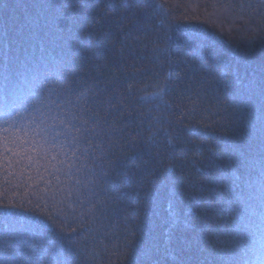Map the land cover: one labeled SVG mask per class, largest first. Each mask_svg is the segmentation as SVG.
Segmentation results:
<instances>
[{
  "label": "trees",
  "instance_id": "16d2710c",
  "mask_svg": "<svg viewBox=\"0 0 264 264\" xmlns=\"http://www.w3.org/2000/svg\"><path fill=\"white\" fill-rule=\"evenodd\" d=\"M13 93L76 137L0 169L23 264H264V0H0Z\"/></svg>",
  "mask_w": 264,
  "mask_h": 264
},
{
  "label": "snow or ice",
  "instance_id": "6c2138e0",
  "mask_svg": "<svg viewBox=\"0 0 264 264\" xmlns=\"http://www.w3.org/2000/svg\"><path fill=\"white\" fill-rule=\"evenodd\" d=\"M161 93L163 88H161ZM40 94L37 93V96ZM48 97L44 96L40 100V104H47ZM57 108L62 107L58 100L52 101ZM35 98L27 95L13 93L10 98L0 97V169L7 171L8 176H15L14 169L23 161L27 160L26 167H31L33 164L39 165L47 169L52 165V161L57 159V155H50L54 150L59 149L63 153V148L69 138L75 140L76 137L72 134L71 129L67 125H71V121L60 120L59 124L49 123V120H56L58 117L52 115V112H45L41 107L36 106ZM35 108V113L30 109ZM28 111L30 122L22 123L20 119L21 111ZM72 127H75L72 125ZM79 131V130H78ZM61 137H64L62 140ZM43 160L44 164H40ZM64 163L63 160L60 161ZM70 167V166H69ZM59 171V169H57ZM76 183H80L79 180ZM3 207H16L15 204L3 205ZM0 239L3 240L5 261L3 264H23L21 256L28 251L35 252L31 248L29 241H24L22 238H17L15 242L16 251L10 250L12 245L9 244V237L6 234H0ZM49 244L54 248L55 245L49 241ZM27 245V247H25ZM44 248L43 255L45 257L51 255L52 259L43 261H33L32 264H60V261L55 259V252L48 251V245L41 244ZM19 252V255L17 254Z\"/></svg>",
  "mask_w": 264,
  "mask_h": 264
}]
</instances>
